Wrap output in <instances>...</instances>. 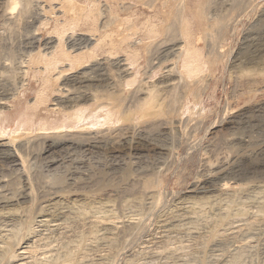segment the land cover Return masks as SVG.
Masks as SVG:
<instances>
[{
  "label": "rangeland",
  "instance_id": "374dc122",
  "mask_svg": "<svg viewBox=\"0 0 264 264\" xmlns=\"http://www.w3.org/2000/svg\"><path fill=\"white\" fill-rule=\"evenodd\" d=\"M5 1L0 0V14L1 10L5 8ZM76 1L79 4L81 3L82 6L96 9L95 11L97 12L101 11L100 9L102 8L99 24L102 26L100 28L102 31H107V44H110L112 41L120 43L119 39L122 35L126 32L132 33L133 38L123 41L122 48V42L120 43V46L117 48L118 50L120 49L119 52L117 49L110 50L111 45H105L104 50L99 49L100 54L97 57V59L100 58L99 60H102L104 63H107L109 60L112 62L113 60L110 66L114 68L116 67L114 66V61L123 60L121 62H124L127 59L126 54H129L131 51L137 50V53H139L140 50V53L142 52L141 55L140 53L137 55V58L140 57V59H136L137 61L133 63L134 65L129 64V60L125 61V63L129 64H127L128 67L133 65L130 69L132 76L128 79L132 78L133 80H130L134 84L132 86L131 82L129 85H126V91L129 89L134 90L133 87L136 86L135 89L162 83L161 81L165 79L169 66L173 65L171 64L172 60H170L172 57H167L166 51L165 54L162 52L165 50L166 45L160 46V49H163L159 51L158 55L162 56L161 64L163 65L157 67L156 61L158 62V59L154 63L156 58L152 55L154 60L152 59L153 62H151L152 56H148V52L146 53L140 41H142L143 29L146 25L155 23L159 24V26L169 24L170 20H168L166 14L172 7L165 13L163 12L164 7L160 3L163 0H155L153 9L142 3V0L141 2L140 0ZM145 1L143 0V2ZM195 1L200 0H189V5L193 6L188 12L189 14L190 12H194L195 7L198 6V4L195 5ZM34 2L36 3L37 1ZM175 2L178 3L179 0L178 2L175 0ZM35 3L33 4V12L35 13H32L35 15H32L31 17L33 18H30L32 25L27 23L28 25H21L19 26L20 28L17 27L16 29L13 25L11 26L10 21V24H8V21L4 23L3 18L0 17V52L2 54H7L12 49L11 51L17 53V55H21L29 49L44 48L46 45L48 47L47 40H51L49 38L55 34L54 28L56 24L53 18L59 13L58 11L53 13L54 9H52V5L57 8L59 2L58 0H43L39 1L38 4ZM124 3H126V6H124ZM238 3L239 5L235 10L231 11L229 9L230 27L226 29L227 31L225 30L227 32L226 36L224 31L225 38L220 43L221 46H218L222 57L216 61L217 64L210 67L206 66L203 71H200V76L193 77L190 85L192 88L188 89L186 97L182 99V109H179L181 108L179 106L180 102L178 104L179 108L175 105V108L181 110L179 113H182V111L186 112L182 116L180 115L181 118L178 122L174 123L173 127L175 128L169 126L170 129H173H165L164 127L161 128L162 131L159 129L154 132H142L141 129H137L138 133L133 132V135L129 133V135L125 136V139L117 140L115 143L118 144L114 143V145L111 143V140L87 146L66 145L57 140V142H51L52 146H48V143L46 150L41 154L31 155L30 167L32 172H39L46 180L49 179L48 183L51 186L58 188L62 185V182L64 185L75 181L89 183L86 189L73 190V194L59 189L56 192V199L54 201L50 200L42 203L41 207L44 208L48 205L46 207L50 210L52 209L51 211H57L59 208L68 210L72 217H75L71 227L47 225V220H44L47 217L49 219L50 216L42 217L41 215L40 217L38 215L32 221L33 223L31 222L28 232L25 231V233L27 232V237L24 232L21 233L23 235L19 234L26 227L20 223L15 214H18L17 211L20 206L24 205L27 200L21 199L19 201L20 199H18L17 201L19 202L17 204L16 199H12L9 191L6 188L4 189V182L8 179L9 181H14L16 187H22V184H24L23 178L19 174H22L24 171L20 169V160L16 155L14 146L0 148V208L2 209L0 211L4 213L0 212V251L4 250L5 242L3 240L11 238L10 235L12 233V238L19 239L21 237V240L24 239L22 242H19V245L15 246V249L13 248L16 250H13L16 258L10 259L3 264H35L36 261L39 262L40 260L42 262L43 260H45L44 262L47 260H49L48 262H53L56 261L57 257L70 252L74 255L75 253L86 254L83 255L84 257H79V260L76 259V263L74 264H90L91 262V264H264V222L263 224L259 222V220H262L259 218L263 217L264 214V173H262L264 172V0H239ZM40 4L42 5L41 8L44 7L43 10L45 12L41 8L39 9ZM227 6L229 7L228 4ZM67 7L69 8V6ZM98 8L99 11L97 10ZM193 8L194 11H192ZM39 11H43L41 14L44 16H41ZM225 11L224 13H226ZM109 14L112 16L118 14L117 16L115 15L116 20L112 17L114 20L110 18V22L108 20ZM46 17L48 18L46 19ZM103 18L104 20L107 18L105 28H103L104 24L101 22ZM149 19L152 21L150 20L149 22ZM45 20L49 21L47 26L43 24ZM194 22H196V31L201 30L205 32L206 29L204 30V27L208 28L207 25L204 26L205 22L202 23V21H198L197 19ZM84 26L82 28L79 27L76 31L77 33H72L70 30L69 32L73 35L68 33L67 36L71 35L76 40L82 34L88 33L87 35H90L91 31L87 29V26ZM116 27H120V30H117ZM96 34L98 35L97 32ZM33 37L35 40L39 39V41L33 40ZM127 43L130 47L126 46ZM133 45L136 49L131 50L134 48L132 47ZM199 45L203 49L204 58L206 60L213 59L214 62L216 54H209L206 40H201ZM109 50L110 52H108ZM148 59L156 66L152 64V66H149L150 62H147ZM154 66L155 68H153ZM92 75L95 76L96 74L93 73ZM33 79L31 78L32 88L26 93L29 100L34 99L39 85ZM201 79L205 80L206 83H204V80L203 83L207 85V88L204 89L205 85H203ZM195 85L196 87L198 85L197 88L199 89ZM126 87L129 88L126 89ZM180 88L183 90L182 86ZM191 89L193 90L191 91ZM193 92H197L196 95L198 97ZM192 94L195 96L193 97ZM196 101L199 103L196 104ZM191 108H195L197 111L191 112ZM41 114L42 117L48 116L44 111H41ZM139 120L141 119H138L137 123L140 125L143 121ZM16 122L10 126L11 130ZM102 126L105 127L106 124L96 126L91 124L92 129L96 128L99 130L103 128ZM2 141H5V139ZM14 158L15 161L12 162ZM52 158H55L56 161L54 162L57 163H51ZM57 158L59 159L57 160ZM240 168L245 170L251 169L252 171L246 173L241 171L242 169ZM256 170H260L262 175L259 171L256 173ZM136 174H140L142 177L147 175L148 178H150V175L152 183L155 181L151 186L155 192L151 190L146 193L147 195L134 193L135 195H133L136 199L133 195V198L129 197V195H120V198H118V193L117 196L115 195L118 185L123 183L122 181L126 177L135 176ZM225 182H229V186H223ZM159 193H162V198H159ZM4 195H7L6 198H4ZM8 196L11 199L8 200ZM130 199H133L134 203ZM74 202L76 203L74 204ZM129 202L130 204H128ZM158 202L159 205H156L155 203L158 204ZM49 204L54 207L49 206ZM123 204L125 205L123 206ZM155 205L156 207H154ZM97 207L99 210H97ZM14 208L17 209L15 210ZM83 210L86 212H83ZM10 212L13 216L8 214ZM112 212H115V217L119 214L117 216L119 220L117 217L105 219L106 215L112 214ZM121 215H124L123 219ZM85 219L87 220L85 221ZM136 220L141 223L144 220L143 224L140 223L142 229L137 231L140 232L137 235L120 236L119 238V235L110 233L116 232L114 227L117 225L116 229L118 231L119 226H122L124 223L135 222ZM252 221L255 224L251 223ZM259 223L260 225H258ZM74 224L75 227L73 229ZM20 228L22 229L20 230ZM98 229L100 233L97 231ZM93 231H97V235ZM240 231H243V234ZM252 231H254V234ZM246 235H249V237ZM128 236H131L132 239ZM117 237L118 239H116ZM125 238H128L127 243L123 240ZM34 239L35 241H33ZM32 241L33 244L37 243L39 245L33 252H29L27 247L31 246ZM43 241H45V244ZM46 241H49L48 244ZM214 243L216 244L215 246ZM123 244L124 246H122ZM26 245L27 247H25Z\"/></svg>",
  "mask_w": 264,
  "mask_h": 264
},
{
  "label": "bare ground",
  "instance_id": "6f19581e",
  "mask_svg": "<svg viewBox=\"0 0 264 264\" xmlns=\"http://www.w3.org/2000/svg\"><path fill=\"white\" fill-rule=\"evenodd\" d=\"M34 1H37L36 3L38 4L39 1H43V0H39V1L38 0H6L5 4H4L5 8L1 10L2 12L0 14V17L3 18L4 23L6 21H8V22L10 21L11 26L13 25L14 27H16V29H17V27L20 28L19 26L26 25L27 23L31 24L30 18H33V17H31L33 15L32 13H35V12H33V4L35 3ZM48 1H52V0H48ZM54 1H57V0H54ZM154 1L155 0H146L145 2H143V0H142V3H144L146 6L152 8V7H154ZM58 2H59L58 3L59 6L57 5L58 6L57 8H56V6L52 5V9H54L53 10L54 12L53 11L52 12L55 13L56 11H58L60 14L57 12L58 14L55 16V18H53V19H55V24H56L55 28H54L55 34L53 35V37L49 38L51 40H47L48 41L47 42L48 47H46L47 45L45 44L46 46L44 48L42 47L39 49H29L28 51H26L25 53H23L21 55H17V53L11 51L12 49L7 54L3 53L4 55L0 52V148H2V147L10 148V146L11 147L14 146L16 149V151H15L16 155L18 156V159L20 160V166H21L20 169H22V171H24V172L20 171V172H22V174L21 173L19 174V176H21L23 178L24 184H22L23 185L22 187L21 186L16 187L15 182L9 181L8 179L7 180L4 179L6 182L3 181L4 186H5L4 189L6 188V190L9 191L12 199L15 198L16 201L18 199H20L19 201H21V199L27 200V201H25L26 203L24 205H22L23 207L20 206L19 210L17 211L18 214L17 215L15 214V217L17 216V219H19L20 223L26 227L24 231H20L22 229V228H20L19 234H21L23 232L25 233V231L28 232V229H30L29 227L31 225V222L38 215L40 217H41V215H42V217L43 216H50L49 219H47L48 218L47 217L44 220V221L47 220V222H48V223L46 222L47 225H53V226L55 225V226H59V227H61V226L62 227L63 226L71 227L75 217H72V215L68 212V210H64V209L59 208V210H57V211H55L54 209H53L54 211H51L52 209L50 210L49 208L46 207L48 205L45 206L46 208L41 207L42 203H45V201L48 202L50 200L54 201L56 199V194H57L56 192H58L59 189L62 190L63 192L72 193L73 190L77 191V190L86 189L89 185L88 182L82 183V182H78V181L76 182L75 181L73 183L64 182V183H66L65 185L63 184V182L62 183L60 182L62 185L59 186L58 188L51 186V184L48 183L49 179L46 180V178L43 177L39 172L38 173H36V172L34 173V171L32 172L31 167H30V165H31L30 160L32 157L31 155L41 154L44 150H46L48 143H49L48 146H50V145L52 146L51 142L52 141L57 142V140L62 144H66V145L67 144L68 145L73 144V145H80V146L101 144L102 142H106L107 140H111V143H113V145H114V143L117 140L120 141V140L125 139V136L129 135V133L132 134L133 132H137V129H141L142 132H144V131L154 132V131H158L159 129L164 128V127H165V129L166 128L170 129L169 126L173 127L174 123L178 122L180 120L181 116L184 113H186L185 111L184 112L182 111V113H179L181 111L179 109H182V106H183V103H182L183 100L182 99L184 97H186L188 89L192 88V86L190 87V85L193 81V77L194 76L198 77V75L200 76V71H203V69L206 66L210 67L214 64H217L216 61H218L220 59V57H222L221 52H219V49H220L219 47L221 46L220 43L223 42V38H225L224 37V31L227 28L229 29V27H230L229 25H230L231 20H229L228 16H229L230 10L231 11L235 10L239 5V3H238L239 0H200V1H195L196 2L195 5L198 4V6L197 7L194 6L195 11L193 8L192 11H194V12H190V14H191V16H190V14L188 12L192 9L193 6L189 5V0H179V2L177 0L178 3H176L175 0L174 1L173 0H163L162 2H160V3H162L161 6L164 7L163 12H165V13H167L169 11L170 7H172V9H170V11H169L171 13L168 12L166 14L167 18H168V20H170V22L168 25H164L162 23H161L162 25H160V26L157 23L146 25L143 29V34H142L143 38L141 39L142 41H140V43L142 42L143 45L142 44L141 45H142V47L145 48V49L144 48L143 49L146 51V53L148 52V56L149 55L155 56L154 57V58H156L155 60H154L153 56H152V58L150 57L151 62H153L152 61V59H153L154 63H155V61L158 59V62L156 61V64H158L157 67H159L160 65H163V64H161L162 63L161 62L162 56L158 55V53H159V51H162V49H163V48L162 49H160V48L163 47V45H166V48H164L165 50L162 52L165 54V51H166L167 57L168 56L172 57L170 60H172L171 64H173V65L169 66V69L166 71L167 74L165 75L166 76L165 79L162 81L160 80L162 83H159V84L157 83L156 85H153L150 87H144L143 86L142 88L138 87L137 89H135L137 87L136 86V87H133L134 90L129 89L126 91L125 86L129 85V83H131V82H132L131 84H133V81H132L133 79L130 78V79H132V80H130L128 78L130 76H132V74H130L131 73L130 69L134 65L133 63H136V61H137L136 59H140V57L137 58L138 57L137 55L140 53V50H139V53H137V50H133V49H136V47H134V45H133L132 47H134V48L131 49L133 51L129 50L131 52L129 54H126L127 59H125L124 62H121L123 60L117 61L116 60L117 58L115 59L117 62L114 61V66H116L114 68H111V66H110L112 64L113 60H112V62H110V60H109L108 62L105 61L107 63H104V62H102V60H99L100 58L97 59V57H99L98 55L100 54L99 49H103L105 45H111L110 50H116L118 48V46H120V43L122 42L121 43L122 44L121 48H122L123 47V41H126L127 39L129 40V38L130 39L133 38L132 33L126 32L124 35H122V37L117 35L118 37H121L119 39L120 43H115L114 41H112L111 42L112 44L111 43L107 44V38H108L107 37L108 36L107 31H105V30L102 31L100 29L102 26L99 24V20L101 18L100 13L102 11V8L100 9L101 11H99V8H98L97 10L99 12H97V11H95L96 9H92L90 7L87 8L85 6H82L81 3L79 4L76 0H58ZM140 2H141V0H140ZM77 3L79 4L78 8H77ZM41 4H43V3H41ZM41 4L39 5L40 6L39 9L42 6ZM125 4L126 3H124V6H126ZM227 4L229 5V7L227 6ZM67 6H69V8ZM103 7L105 8V6H103ZM121 7H122V5H121ZM43 9H44V7L41 8V10H43ZM227 9H228V11H227ZM70 10L72 11L71 13H70ZM43 11L45 12V10H43ZM43 11H41V12H43ZM224 11L226 13H224ZM41 12L39 11L40 14H41ZM42 15L43 14H41V16ZM115 15L112 16L109 14L108 15L109 18L107 17V15H106V17L108 18V20L110 18H111V20H114L116 18ZM112 17H114V19ZM47 18L48 17H46V19ZM194 18L197 19L198 21H202V23L205 22L204 26L207 25V27H208V28H206V26L204 27V30L206 29L205 32H202L201 30L196 31V28H195L196 22H194L195 21ZM106 19L104 20V18H103V21H101L104 24L103 28H105L107 25ZM35 20H37V19L35 18ZM35 20H33V21L35 22ZM111 20H109V21L111 22ZM150 20L151 19H149V22H150ZM109 21H108V23H109ZM10 22L8 24H10ZM48 22L49 21L45 20V22L43 24L45 26H47ZM113 22H115V21H113ZM146 24H148V23H146ZM83 25L87 26V29L89 31H91L90 35H87L88 33L82 34V35L79 33L81 36H79L78 39L74 40L75 38H72L73 36H71V35H73L72 33H77L76 32L77 29L79 27L82 28ZM11 28H9V29H11ZM116 28H117V30H120L119 29L120 27L119 28L116 27ZM70 30L72 31V33L69 32ZM226 31H225V36L227 35ZM96 32L98 33V35L96 34ZM34 33H33V35L37 37V35H35ZM68 33H70L71 35L67 36ZM93 33H95V34H93ZM135 33H136V31H135ZM118 34H119V31H118ZM159 35H161V36L164 35V37L161 38V36L159 37ZM117 36H116V38H117ZM158 37L160 40L158 39ZM111 38H109V39H111ZM31 40H32V38H31ZM33 40H35L34 37H33ZM37 40L39 41V39H37ZM37 40H35V41H37ZM115 40H117V39H115ZM201 40H204V41L206 40V46L209 48L208 52L210 55L214 54V53L216 54L214 62H213V59L206 60L204 58L205 55L203 53V49L199 45ZM117 42H119V41L117 40ZM126 46H129L128 43L126 44ZM129 47H127V48H129ZM110 50L108 52H110ZM119 50H118V52H119ZM141 51H142V49H141ZM125 52L127 53V51H125ZM141 54H142V52L140 53V55ZM161 55H162V53H161ZM111 56H112V54H111ZM148 56H146V57H148ZM125 61L126 62L128 61V63L130 62L129 64H133V65L131 67H128L129 64L125 63ZM148 61H149V59L147 60V62ZM151 62H150L149 66L155 65L154 63H151ZM155 66L153 68H155ZM138 67H137V69H138ZM134 69H133V71H134ZM93 73L96 75L95 76L92 75ZM137 75H135V76H137ZM31 78H34L36 80V83L39 84L38 89L35 92V96H34L33 100H29V98L27 97V94H26L27 91L32 88ZM202 78H204V77H202ZM135 79H136V77H135ZM147 79H148V76H147ZM195 80H197V79H195ZM203 80L204 79H201L202 83H203ZM139 82H140V80H139ZM204 83H206L205 80H204ZM204 83H203V85H205L204 86V89H205V88H207V85ZM194 84H192V85H194ZM140 85H143V84H140ZM140 85H138V86H140ZM132 86H134V84ZM181 86H182L183 90H181V88H180ZM129 87H126V89ZM195 87H196V85H195ZM197 87H198V85H197ZM197 89H199V88H197ZM192 90L193 89H191V91ZM203 90H202V92H203ZM193 93H195V92H193ZM196 93H195V95H196ZM192 95H193V97L195 96L194 94H192ZM196 97H198V95H196ZM179 102H180V104H179ZM184 102H185V100H184ZM198 103L196 101V104H198ZM178 104L181 108H179ZM175 105H177L179 109L175 108L176 107ZM41 111L46 112L48 114V116L42 117ZM195 111H197V110H195V108L194 109L191 108V112H195ZM189 118H191V117H189ZM138 119H141L143 121L142 122L143 124L140 122L142 125L141 124L139 125V123H137ZM141 120H139V121H141ZM15 121H17V122L15 123V126L11 130L10 126ZM91 124L95 125V126L100 125V124H106L107 127L106 126L103 127L104 126L103 125L102 126L103 128H100L99 130L96 128L92 129ZM116 124H118V125H116ZM88 125H90V126H88ZM173 128H175V127H173ZM173 128H171V129H173ZM161 131H162V129H161ZM3 139H5V141H2ZM115 144H118V143H115ZM52 159L53 160L51 161V163H57V162H54V161H56L55 158H52ZM58 159L59 158H57V160ZM14 161H15V158H14V160H12V162H14ZM240 169H242V168H240ZM241 171H244L247 173V172H250L252 170L251 169H247V170L242 169ZM256 171H253V172H256ZM258 171L260 173V170H258ZM258 171L256 173H258ZM262 173H264V172H262ZM262 173H260V174L262 175ZM118 174H119V172H118ZM137 174L135 176L131 175V176L126 177V179L122 181L123 183L118 185L117 189L115 190L116 191L115 195L117 196V193H118V196H117L118 198H120L119 197L120 195H124V196L129 195V197L130 196L132 197V195L134 193H138V194L141 193V194L145 195L147 192H149L151 190L154 191V189L151 186L153 185V183H155V181L152 183V181L150 180L151 176L149 175L150 178H148L147 175L146 176L144 175L142 177V175L140 176V174L139 175H137ZM142 174H144V173H142ZM236 174H237V172H236ZM61 179H62V177H61ZM1 182H2V180H1ZM116 183H118V182H116ZM223 186H226V187L229 186V182H225ZM1 187H3V186H1ZM156 193H158V192H156ZM161 194L162 193H159V195H158L159 198L161 197ZM134 195H133V197H134ZM6 196L4 195V198H6ZM7 198H8V200L11 199L10 196H8ZM134 198L136 199V197H134ZM19 201H17V204ZM74 201H76V199H74ZM128 201H129V199H128ZM131 201L133 202V199ZM158 201H160V200H158ZM257 201L259 202V200H257ZM23 202H22V204H23ZM120 202H121V200H120ZM130 202L128 204H130ZM55 203H57V202H55ZM71 203H73V202H71ZM75 203L76 202H74V204ZM152 203H154V202H152ZM51 204H52V202H51ZM57 204H59V203H57ZM125 204H123V206ZM155 204L159 205V202H158V204L157 203H155ZM67 205H66V207H68ZM156 205L154 207H156ZM0 206H1V204H0ZM49 206H51V205L49 204ZM120 206H119V208H120ZM51 207H54V206H51ZM66 207H63V208H66ZM237 207H238V205H237ZM56 209H57V207H56ZM0 210H2V209L0 208ZM97 210H99V208ZM3 211H5V210H3ZM259 211H261V210L259 209ZM0 212H2V211H0ZM83 212H86V211L83 210ZM83 212H81V213H83ZM114 213L112 212V214H107L106 218L105 217L104 218L107 220L109 218H116L119 215L118 214L115 217L116 214H114ZM8 214L12 215L11 212ZM121 214H122V212H121ZM73 216H74V214H73ZM123 216L121 215L122 219H123ZM234 217H237V216H234ZM80 219H81V217H80ZM117 219H118V217H117ZM259 219H262V220H259V222H261L263 224L264 214H263V217L261 216ZM76 220H77V218H76ZM76 220H75V224H76ZM86 220L87 219H85V221ZM79 221H78V223H79ZM140 221H141V219H140ZM140 221L136 220L135 222L133 221L132 223H124L122 226H119L118 231L116 229L118 227V225L117 226L115 225L116 227H114V226L113 227L116 230V232H114V233L110 232V233L116 234L117 236L119 235V238H120V236L121 237H123V236L127 237V235H137L138 233H140L137 231L142 229L141 224H143L144 220L142 221V223ZM123 222H125V221H123ZM251 223H253V221ZM75 224L73 226V229L75 227ZM253 224H255V222ZM94 225H95V223H94ZM247 225H251V224H247ZM258 225H260V223ZM218 226H219V223H218ZM256 226H257V224H256ZM263 226H264V224H263ZM237 227L238 226H236V228ZM249 228H250V226H249ZM67 229L69 230V228H67ZM81 229H82V227H81ZM237 229H239V228H237ZM92 230H93V228H92ZM100 230H102V229H100ZM253 230H254V228H253ZM97 231L99 232V229ZM97 231H95V232L93 231V232L97 235V233H96ZM107 232H108V230H107ZM134 232H136V234H134ZM237 232H238V230H237ZM252 232L254 234V231H252ZM17 233H18V231H17ZM26 233H25V236H26ZM59 233H61V232H59ZM241 233H240V235L243 234V233L242 234ZM12 234L10 235L11 238L5 239L7 241L3 240L5 242L6 247L5 246L3 247L4 250L1 248L3 250V254H2V250H1L0 252L2 255L0 254L1 255L0 256V259H1L0 264L6 263V261H9L10 259H13V258L15 259L16 258L15 257L16 255H14V251H16V250H14L15 246L19 245V242H22L24 240V239L21 240V237H20L23 234H21L19 236L20 237L19 239L16 238L17 240L12 238ZM25 236H22V237H25ZM102 236H103V233H102ZM104 236H105V232H104ZM16 237H18V236H16ZM92 237H93V235H92ZM97 237H96V239H97ZM128 237L131 238V236H128ZM247 237H249V235ZM116 239H118V237ZM125 239H123V240L126 241V243H127L128 238L126 240ZM33 241H35V239ZM33 241H32L31 246H28L29 248L27 247V245L25 246V247H27L29 252H31V251L33 252L39 245L37 243L33 244ZM101 241H102V239H101ZM43 242L45 244V241H43ZM46 242L48 244L49 241H46ZM124 244L122 246H124ZM180 244H181V242H180ZM215 245L216 244L214 243V246ZM165 247H167V246H165ZM50 248H52V247H50ZM160 250H161V248H160ZM180 250H181V247H180ZM67 252H69V251H67ZM117 252H119V251H117ZM178 252H181V251H178ZM64 254L65 255H62L61 257H57L56 259L53 257L56 261L48 262L49 260H47L46 262H44L45 260H43V262H42L40 260L41 262L36 261L35 264L36 263L37 264H74V263H76L75 262L76 259H78L79 257L80 258L84 257L83 255H86V254H77V253H75V255H74L73 253L71 254V252L67 253V254L64 253ZM113 256H115V255L113 254ZM36 258H37V256H36ZM37 260H38V258H37Z\"/></svg>",
  "mask_w": 264,
  "mask_h": 264
}]
</instances>
